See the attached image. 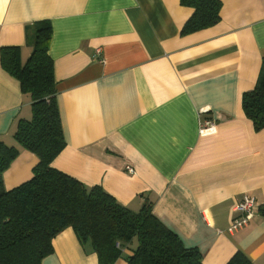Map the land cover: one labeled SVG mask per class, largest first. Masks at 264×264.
Returning a JSON list of instances; mask_svg holds the SVG:
<instances>
[{
  "label": "crops",
  "instance_id": "obj_1",
  "mask_svg": "<svg viewBox=\"0 0 264 264\" xmlns=\"http://www.w3.org/2000/svg\"><path fill=\"white\" fill-rule=\"evenodd\" d=\"M221 4L215 25L183 35L193 8L179 0H0V48L19 46L24 62L30 29L49 20L65 139L53 167L133 211L152 201L153 214L204 264H225L238 250L264 264L261 210L228 231L244 194L264 205V128L255 131L241 107L264 57V0ZM31 102L0 63V142L19 150L2 173L5 189L27 181L38 161L14 138ZM207 120L216 132L202 136ZM52 245L41 264H99L71 227Z\"/></svg>",
  "mask_w": 264,
  "mask_h": 264
},
{
  "label": "trees",
  "instance_id": "obj_2",
  "mask_svg": "<svg viewBox=\"0 0 264 264\" xmlns=\"http://www.w3.org/2000/svg\"><path fill=\"white\" fill-rule=\"evenodd\" d=\"M193 8L181 28L189 34L215 25L221 0H179ZM52 36L49 20L36 21L29 31L32 51L22 62L19 46L0 48L4 70L31 97V118L20 119L16 142L37 156L32 176L5 189L2 173L19 150L0 142V264H41L53 252L52 239L71 227L79 243L96 253L99 264H204L197 247H186L179 235L152 212L144 200L137 211L118 202L101 185L87 186L52 166L65 147L57 103L53 60L48 54ZM241 107L255 131L264 128V57L254 87L242 94ZM262 210V206L259 207ZM125 248L132 254L123 253ZM225 264H251L240 250Z\"/></svg>",
  "mask_w": 264,
  "mask_h": 264
},
{
  "label": "built area",
  "instance_id": "obj_3",
  "mask_svg": "<svg viewBox=\"0 0 264 264\" xmlns=\"http://www.w3.org/2000/svg\"><path fill=\"white\" fill-rule=\"evenodd\" d=\"M97 54H100V49H97ZM203 112H207V110H204ZM215 132L216 127L213 121L207 120L199 124L200 135L206 136L214 134ZM126 169L129 172L134 171L131 166H127ZM260 206L261 204L258 202L256 197L249 194H244L233 208V211L237 212L238 215L231 218L228 225V231L235 232L246 227L255 216Z\"/></svg>",
  "mask_w": 264,
  "mask_h": 264
},
{
  "label": "water",
  "instance_id": "obj_4",
  "mask_svg": "<svg viewBox=\"0 0 264 264\" xmlns=\"http://www.w3.org/2000/svg\"><path fill=\"white\" fill-rule=\"evenodd\" d=\"M262 210L264 211V205L262 206Z\"/></svg>",
  "mask_w": 264,
  "mask_h": 264
}]
</instances>
